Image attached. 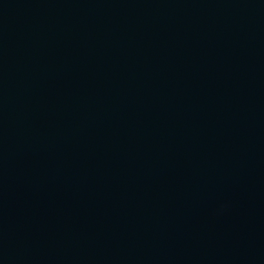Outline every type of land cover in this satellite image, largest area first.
Returning <instances> with one entry per match:
<instances>
[{
	"label": "water",
	"instance_id": "water-1",
	"mask_svg": "<svg viewBox=\"0 0 264 264\" xmlns=\"http://www.w3.org/2000/svg\"><path fill=\"white\" fill-rule=\"evenodd\" d=\"M0 264H264V0H0Z\"/></svg>",
	"mask_w": 264,
	"mask_h": 264
}]
</instances>
